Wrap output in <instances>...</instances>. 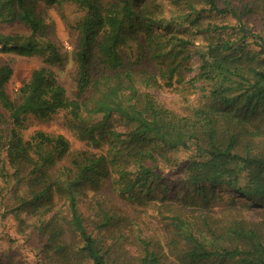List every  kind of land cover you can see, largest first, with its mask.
Segmentation results:
<instances>
[{
    "label": "trees",
    "instance_id": "16d2710c",
    "mask_svg": "<svg viewBox=\"0 0 264 264\" xmlns=\"http://www.w3.org/2000/svg\"><path fill=\"white\" fill-rule=\"evenodd\" d=\"M65 1L0 0V24L20 22L29 29L27 35L0 33V52L38 55L43 62L17 89L15 98L6 92L13 67L10 62L0 65V153H5L0 164V204L6 198L4 185L12 181L16 189H6L14 204L6 208L20 225L26 223L25 215H34L28 234L37 243V256L44 262L61 257L78 264L80 259L108 264V247L100 230L121 218L115 217L116 207L100 193L102 185L111 178L112 187L130 198L136 196L134 192H148L158 178L155 164L167 159L161 148L185 151L181 165L185 182L235 187L245 177L249 184L245 196L264 206V151L252 145L264 132V34L251 31L242 20L252 10L250 2L232 5L223 0L220 5L217 0H203L211 11L233 15L240 34L233 39L212 37L204 46L181 32L188 29L190 17L193 21L199 16L192 4L181 16L185 26L178 23L175 31L157 34L156 27L167 26L151 15L144 0H70L82 15L72 27L77 34L71 51L76 75L75 97L69 98L55 70L65 53L55 38L54 21L39 8L42 2L61 5ZM262 20L264 25V8ZM221 29L210 23L205 31L212 35ZM247 38L253 48H247ZM129 40L139 46V60L148 57L158 66L155 74L138 79L134 62H127L120 51ZM194 53L197 74L189 81L202 80L212 102L197 108V118L188 122L149 93L140 92L137 84L144 79L156 83L158 75L165 86H171L174 78L182 76L180 63ZM94 65L100 66L99 74L93 73ZM59 110L66 111V125L79 139L95 147L107 144V150L80 151L72 155L69 165H58L70 147L62 134L35 131L24 139L21 131L27 118L44 120ZM115 117L127 127L125 132L113 125ZM19 185L25 188L19 191ZM86 190L94 193L90 209L97 224L92 228L79 205ZM61 200L64 207L58 204ZM201 226L213 242L207 244L189 232L184 253L190 261L214 258L264 264L260 227L233 219L217 233L204 217ZM140 243V264H158L146 240L140 238ZM0 264H11L8 253L0 252Z\"/></svg>",
    "mask_w": 264,
    "mask_h": 264
},
{
    "label": "rangeland",
    "instance_id": "374dc122",
    "mask_svg": "<svg viewBox=\"0 0 264 264\" xmlns=\"http://www.w3.org/2000/svg\"><path fill=\"white\" fill-rule=\"evenodd\" d=\"M246 1L250 2L252 10L250 13L242 16L243 22L253 32L264 34V25L262 20V10L264 0H230L232 5H239ZM223 5V0H217ZM188 3L196 8L199 16L192 21L189 18L187 25L181 31L194 41V44L207 45V40L212 37H230L231 39L239 36L236 18L229 13H218L208 9V5L203 0H144L153 17L163 21L167 28L156 27L157 34H168L175 31L180 23L185 26L183 18L190 8ZM39 8L54 21L55 38L61 50L65 53L63 62L55 67L60 83L65 87L69 98L75 97L76 65L72 60L71 51L77 38L75 30L72 28L76 21L81 17L80 10L73 2L67 0L63 4L56 3L46 5L40 3ZM215 23L220 25L221 31L212 36L205 31L207 24ZM202 30V31H199ZM180 30V29H179ZM0 33H19L27 35L29 29L20 22L0 24ZM222 35V36H220ZM143 33L138 34V39L142 42ZM207 37V39H205ZM214 38V39H215ZM247 48H253L254 44L250 38L245 41ZM191 46V45H190ZM189 48V47H188ZM191 49V47L189 48ZM122 56L127 62H134L133 67L137 71L138 79H142L144 74L150 72L155 74L158 66L151 62L148 57L138 59L139 46L136 41L129 40L120 48ZM181 54L178 56L180 57ZM187 60L182 61L179 68L182 70V76L176 77L171 86H165L163 79L156 76V83L151 79H144V82H138L139 91L147 92L151 97L164 108L173 112L175 116L181 119L193 122L197 117L195 110L212 101L207 97V89L202 80L190 82L192 77L197 74L196 63L197 55L194 53ZM10 62L13 67V73L6 83V92L11 98L17 95V89L29 78L31 71L43 64L42 58L38 55L23 56L12 52H0V65ZM166 64V63H165ZM93 73H100V66H93ZM190 80V81H189ZM88 94L84 95L87 98ZM67 113L65 110H59L47 119H37L29 117L25 120V128L21 131L24 139H27L35 131H44L49 134H62L69 142V152L59 162L58 165H69L73 154L80 151L105 152L107 144L95 147L88 142L79 139L74 131L66 125ZM255 124L257 119H251ZM113 125L125 132L127 127L124 123L115 117ZM263 126L262 122L259 127ZM252 130V128H250ZM255 138L254 150L264 151V132ZM245 142L242 143L243 147ZM167 158L160 160L155 164L154 170L157 171L158 178L154 180V187L148 192H134L135 197L121 196L111 185V178L106 179L102 185L100 193L107 201L114 206L115 217L121 218L119 223L115 222L108 227L101 228L100 237L104 239L108 247V264H140L143 255V248L140 238L146 240L149 250L154 253L158 264H236L231 261H219L214 258L190 261L184 253L187 248L185 240L190 233L195 234L205 243L211 244L213 239L211 235L201 226L202 218H206L212 228L220 231L228 222L233 219H244L246 222L260 227L264 233V206H257L252 199L245 196L246 188L249 187L245 177H241L235 187L226 186L223 183L195 186L184 181V175L181 173V165L186 156L185 151L177 150L175 152L160 150ZM4 152L0 153V164L4 159ZM162 155V156H163ZM162 158V157H161ZM7 167L8 165L5 164ZM129 168L134 169L129 165ZM0 179V184H1ZM6 198L3 204H0V252H6L11 258V264H78L73 260L66 261L61 257L52 260L42 261L38 257L37 243L29 237L28 231L31 229L28 224L35 220L34 215L29 213L26 216V223L20 225L6 207L14 204L11 194L16 189L12 186V181L4 185ZM7 187V189H6ZM242 188L239 190L237 188ZM25 185H19V191L23 190ZM203 188V189H202ZM231 188H235L234 190ZM94 194L91 190H86L85 198L80 197L79 205L86 218L87 223L92 228L95 222L91 211V197ZM59 205L64 207L61 200ZM177 218L182 224L177 223ZM79 264H89L88 260L80 259Z\"/></svg>",
    "mask_w": 264,
    "mask_h": 264
}]
</instances>
